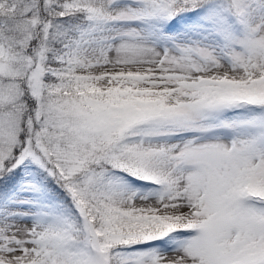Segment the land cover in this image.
<instances>
[{"label":"snow or ice","instance_id":"6c2138e0","mask_svg":"<svg viewBox=\"0 0 264 264\" xmlns=\"http://www.w3.org/2000/svg\"><path fill=\"white\" fill-rule=\"evenodd\" d=\"M0 264H264V0H0Z\"/></svg>","mask_w":264,"mask_h":264}]
</instances>
